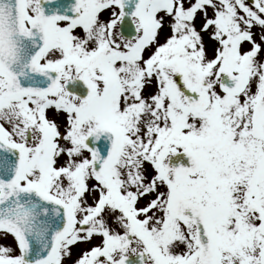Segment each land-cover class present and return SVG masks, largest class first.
<instances>
[{
  "label": "snow or ice",
  "instance_id": "1",
  "mask_svg": "<svg viewBox=\"0 0 264 264\" xmlns=\"http://www.w3.org/2000/svg\"><path fill=\"white\" fill-rule=\"evenodd\" d=\"M0 264H264V0H0Z\"/></svg>",
  "mask_w": 264,
  "mask_h": 264
}]
</instances>
